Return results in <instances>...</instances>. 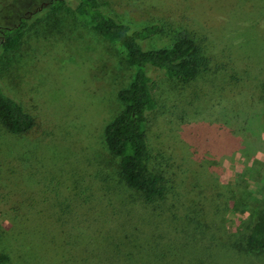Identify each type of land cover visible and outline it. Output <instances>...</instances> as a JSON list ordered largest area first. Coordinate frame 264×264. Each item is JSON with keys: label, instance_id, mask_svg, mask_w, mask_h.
Masks as SVG:
<instances>
[{"label": "rangeland", "instance_id": "obj_1", "mask_svg": "<svg viewBox=\"0 0 264 264\" xmlns=\"http://www.w3.org/2000/svg\"><path fill=\"white\" fill-rule=\"evenodd\" d=\"M78 1L55 12L51 0H0V34L29 22L17 53L0 49V80L37 122L24 136L0 125V253L10 264H264L245 245L264 206V0H100L121 22L162 26L145 48L188 32L208 54L189 84L153 74L152 139L170 158L153 203L121 180L105 142L132 70L75 16Z\"/></svg>", "mask_w": 264, "mask_h": 264}, {"label": "trees", "instance_id": "obj_2", "mask_svg": "<svg viewBox=\"0 0 264 264\" xmlns=\"http://www.w3.org/2000/svg\"><path fill=\"white\" fill-rule=\"evenodd\" d=\"M49 7L55 12L70 9L67 0H51ZM74 14L115 45L132 70L129 85L117 92L122 109L105 127L106 146L116 162L118 174L127 187L139 193L147 203L162 200L166 191L163 172L170 158L165 145L152 139L153 119L159 107L153 74L164 73L173 81L189 84L208 66V54L201 41L188 32L179 34L169 46L145 48L144 42L163 33L162 26L155 23L133 27L121 22L103 9L100 0H79ZM28 27V18L22 17L17 25L3 28L0 49L17 53L24 45ZM36 124L35 116L0 80L3 130L12 136H24L31 133ZM13 203L9 205L18 210L22 201L14 199ZM245 245L248 251L264 253V206L256 211V221L245 238ZM11 260L8 253H0V264H10Z\"/></svg>", "mask_w": 264, "mask_h": 264}, {"label": "flooded vegetation", "instance_id": "obj_3", "mask_svg": "<svg viewBox=\"0 0 264 264\" xmlns=\"http://www.w3.org/2000/svg\"><path fill=\"white\" fill-rule=\"evenodd\" d=\"M4 28H8V27H4ZM10 28V27H9ZM2 30V29H1ZM0 37H1V34H0Z\"/></svg>", "mask_w": 264, "mask_h": 264}]
</instances>
